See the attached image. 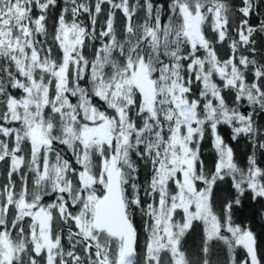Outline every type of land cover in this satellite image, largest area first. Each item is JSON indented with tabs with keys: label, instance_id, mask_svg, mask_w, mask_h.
Wrapping results in <instances>:
<instances>
[{
	"label": "snow or ice",
	"instance_id": "obj_1",
	"mask_svg": "<svg viewBox=\"0 0 264 264\" xmlns=\"http://www.w3.org/2000/svg\"><path fill=\"white\" fill-rule=\"evenodd\" d=\"M0 264H264V0H0Z\"/></svg>",
	"mask_w": 264,
	"mask_h": 264
},
{
	"label": "trees",
	"instance_id": "obj_2",
	"mask_svg": "<svg viewBox=\"0 0 264 264\" xmlns=\"http://www.w3.org/2000/svg\"><path fill=\"white\" fill-rule=\"evenodd\" d=\"M241 151L243 152V151H245V149H244V146L243 145H241Z\"/></svg>",
	"mask_w": 264,
	"mask_h": 264
}]
</instances>
